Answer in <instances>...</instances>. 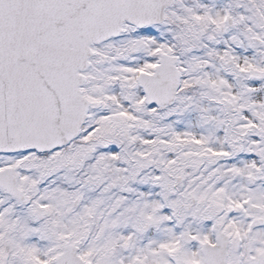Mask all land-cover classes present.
Returning <instances> with one entry per match:
<instances>
[{"label": "snow or ice", "instance_id": "1", "mask_svg": "<svg viewBox=\"0 0 264 264\" xmlns=\"http://www.w3.org/2000/svg\"><path fill=\"white\" fill-rule=\"evenodd\" d=\"M0 264H264V0H0Z\"/></svg>", "mask_w": 264, "mask_h": 264}]
</instances>
